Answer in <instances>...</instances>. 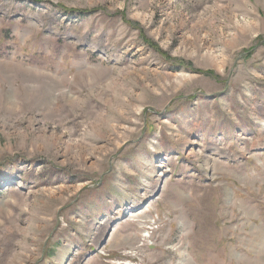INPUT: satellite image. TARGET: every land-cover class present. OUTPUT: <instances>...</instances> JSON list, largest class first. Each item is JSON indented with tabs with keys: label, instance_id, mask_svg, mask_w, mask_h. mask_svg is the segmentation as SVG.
I'll list each match as a JSON object with an SVG mask.
<instances>
[{
	"label": "rangeland",
	"instance_id": "rangeland-1",
	"mask_svg": "<svg viewBox=\"0 0 264 264\" xmlns=\"http://www.w3.org/2000/svg\"><path fill=\"white\" fill-rule=\"evenodd\" d=\"M0 264H264V0H0Z\"/></svg>",
	"mask_w": 264,
	"mask_h": 264
},
{
	"label": "water",
	"instance_id": "water-1",
	"mask_svg": "<svg viewBox=\"0 0 264 264\" xmlns=\"http://www.w3.org/2000/svg\"><path fill=\"white\" fill-rule=\"evenodd\" d=\"M157 195H158V192H157L155 195H153L151 198H149L148 200H145L144 203H143V206H144L146 203H148L150 200L154 199ZM137 210H139V209H137ZM137 210H136V211H137Z\"/></svg>",
	"mask_w": 264,
	"mask_h": 264
},
{
	"label": "bare ground",
	"instance_id": "bare-ground-1",
	"mask_svg": "<svg viewBox=\"0 0 264 264\" xmlns=\"http://www.w3.org/2000/svg\"><path fill=\"white\" fill-rule=\"evenodd\" d=\"M32 72H33V71H32ZM28 75H30V73H29ZM33 75H35V74H33ZM31 76H32V75H31ZM29 77H30V76H29ZM33 79H34V77H33ZM34 82H35V81H34ZM34 82H33V83H34ZM90 165H91V163H90Z\"/></svg>",
	"mask_w": 264,
	"mask_h": 264
}]
</instances>
